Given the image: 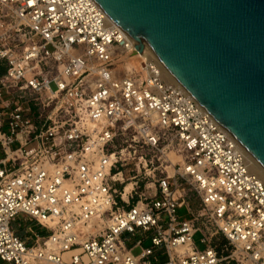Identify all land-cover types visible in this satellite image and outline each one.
<instances>
[{
  "label": "built area",
  "instance_id": "1",
  "mask_svg": "<svg viewBox=\"0 0 264 264\" xmlns=\"http://www.w3.org/2000/svg\"><path fill=\"white\" fill-rule=\"evenodd\" d=\"M0 7L24 40L18 51L9 34L0 49L3 263L264 264V184L216 120L164 80L156 59L121 77L119 66L140 44L94 0H0ZM50 66L57 70L49 76ZM11 90L44 95L45 117L17 99L4 103L2 92ZM174 144L182 158L171 174L153 167ZM186 187L199 212L188 209ZM182 208L188 219L178 216ZM21 215L46 234L29 229L20 238L12 224ZM217 236L224 245H215Z\"/></svg>",
  "mask_w": 264,
  "mask_h": 264
},
{
  "label": "water",
  "instance_id": "2",
  "mask_svg": "<svg viewBox=\"0 0 264 264\" xmlns=\"http://www.w3.org/2000/svg\"><path fill=\"white\" fill-rule=\"evenodd\" d=\"M264 169V0H94Z\"/></svg>",
  "mask_w": 264,
  "mask_h": 264
},
{
  "label": "rangeland",
  "instance_id": "3",
  "mask_svg": "<svg viewBox=\"0 0 264 264\" xmlns=\"http://www.w3.org/2000/svg\"><path fill=\"white\" fill-rule=\"evenodd\" d=\"M13 25H14L13 22L7 16L6 10L4 8L0 7V49L4 45L9 44L8 43L9 40H6V37L9 34H11L13 36L12 38L14 39V42L12 43V41H11V44L16 45L18 51L22 48L23 45L20 44V42L24 41V40L22 38H20L19 36H17L18 34H15V28L13 27ZM49 49H50V47H49ZM125 58L123 60L124 63H122V61H121L120 63H122V64L119 66V73H120L121 77L125 76L127 73L133 72L135 69V68L133 69L130 67L129 70H127L126 65L128 66V64H127V60ZM5 65H6L5 63L0 62V71L5 68ZM137 65H138V63H137ZM56 70H57L56 67L50 66L49 70H47L46 71L47 73H45V74L50 76L53 73H55ZM50 87H51V89H54V84H51ZM44 97L45 96L43 95L42 99H40L39 95H37L33 92H30V91L24 92L23 95H21V97H20L15 90H11L10 93H8V94H5V92H2V96H1L2 101L4 103H7L8 101H10L12 99H17L18 102L23 103L25 106H28L33 112L38 113V114L43 113L44 117H45V114H47L48 109L44 110L42 108L41 100H44ZM174 146H175V151L173 153H171L170 155L166 156V161L163 159L162 155H158L157 158H160V161L157 162V160H156V162H154V164H153V167H159L160 170H162V171L165 170L171 174L173 164L178 163L182 158V155L179 153V148L175 144H174ZM140 147H141V143H140ZM141 155L147 161L150 160L152 157V154L150 152H148L145 149L140 148V156ZM142 165L143 164H140V169H142ZM149 168H151L150 165H149ZM129 169H131V167ZM184 192H185L184 196L186 199V203L188 204L187 205L188 209H190L191 212H199L201 210L200 201H199L198 197L195 195V193L189 187H186ZM187 213L188 212H187L186 208H182V209H179L177 211L178 216L182 219H188ZM17 225H18V222L16 223V226ZM18 229H19V227H18ZM214 241H215L214 243L217 247H220V246L225 244V240L221 236H217ZM193 242H194V244L198 250L201 251L205 248V246L200 243V235L199 234L194 235ZM148 246H150V242H146L143 245V247H148ZM140 251L141 250L139 248L135 249L133 251V255L137 256L140 253ZM69 255H71V253H69ZM165 260H166V256L161 255L159 262H163Z\"/></svg>",
  "mask_w": 264,
  "mask_h": 264
},
{
  "label": "bare ground",
  "instance_id": "4",
  "mask_svg": "<svg viewBox=\"0 0 264 264\" xmlns=\"http://www.w3.org/2000/svg\"><path fill=\"white\" fill-rule=\"evenodd\" d=\"M106 18H107L108 23L113 24V25H117L107 15H106ZM126 36L130 40V42L139 43L138 41H136V39L131 37L128 33H126ZM139 44H140L141 50L139 49L137 52H134V53L132 52L128 56H125L126 57L125 59L127 60V64H128V66L126 65L127 70H129L130 67L133 68V69L134 68L135 69L138 68L141 59H144V58H148L149 59L150 57H152L153 59H156L158 64H160L161 73H162V77L164 78V80L166 82H168V83H175L177 85H180L178 83V81L172 76V74L163 66V64L159 61V59L151 52V50L148 47H146L145 45H143L141 43H139ZM137 63H138V65H137ZM237 145L242 150V152H243V154L245 156L246 163L248 165L249 171L252 172L253 174H255L262 181V183L264 184V169L238 143H237Z\"/></svg>",
  "mask_w": 264,
  "mask_h": 264
},
{
  "label": "crops",
  "instance_id": "5",
  "mask_svg": "<svg viewBox=\"0 0 264 264\" xmlns=\"http://www.w3.org/2000/svg\"><path fill=\"white\" fill-rule=\"evenodd\" d=\"M3 157V154L0 152V159H2ZM18 222V227L16 226V223ZM12 227L14 229V231L16 232V234L22 238V239H26L29 234H28V230H32L35 234L37 235H45L46 234V231L36 225L31 219L25 217V216H18L14 221H13V224H12ZM0 264H5L3 263L1 260H0Z\"/></svg>",
  "mask_w": 264,
  "mask_h": 264
},
{
  "label": "trees",
  "instance_id": "6",
  "mask_svg": "<svg viewBox=\"0 0 264 264\" xmlns=\"http://www.w3.org/2000/svg\"><path fill=\"white\" fill-rule=\"evenodd\" d=\"M4 72H5V70H1L0 71V75H3Z\"/></svg>",
  "mask_w": 264,
  "mask_h": 264
}]
</instances>
